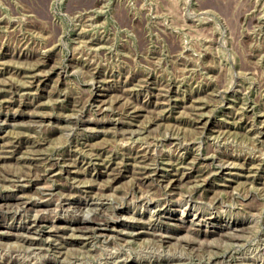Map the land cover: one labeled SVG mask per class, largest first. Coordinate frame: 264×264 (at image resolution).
I'll return each instance as SVG.
<instances>
[{"label":"rangeland","instance_id":"1","mask_svg":"<svg viewBox=\"0 0 264 264\" xmlns=\"http://www.w3.org/2000/svg\"><path fill=\"white\" fill-rule=\"evenodd\" d=\"M0 264H264V0H0Z\"/></svg>","mask_w":264,"mask_h":264},{"label":"bare ground","instance_id":"2","mask_svg":"<svg viewBox=\"0 0 264 264\" xmlns=\"http://www.w3.org/2000/svg\"><path fill=\"white\" fill-rule=\"evenodd\" d=\"M99 220V219H98Z\"/></svg>","mask_w":264,"mask_h":264}]
</instances>
